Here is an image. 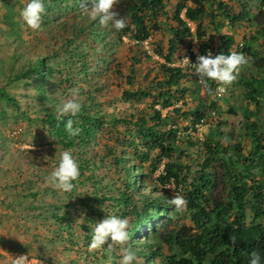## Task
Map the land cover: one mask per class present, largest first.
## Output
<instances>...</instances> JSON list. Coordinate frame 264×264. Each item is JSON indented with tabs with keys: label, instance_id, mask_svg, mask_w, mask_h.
Returning <instances> with one entry per match:
<instances>
[{
	"label": "trees",
	"instance_id": "obj_1",
	"mask_svg": "<svg viewBox=\"0 0 264 264\" xmlns=\"http://www.w3.org/2000/svg\"><path fill=\"white\" fill-rule=\"evenodd\" d=\"M5 1L6 28L0 26V32L6 40L23 46L27 39L21 30L26 24L15 4L19 0ZM94 2L98 0H45L43 19L51 14L52 19H59L57 26L70 35L51 51L44 49L42 44L48 43L40 39L31 53L14 48L9 55L7 83L23 82L38 89L40 108L31 119L47 128L52 157H43L31 177L20 180L21 190L0 199L7 207L13 203L16 209L27 211L28 217L41 218L43 223L54 221L56 238L69 240L72 245L82 244L86 257H92L88 264L108 263L110 237L105 248L89 251V225L108 215L129 220V244L137 251L138 264H249L252 250L260 252L264 264V57L258 55L255 46H261L259 40L264 36V0H240L242 9L238 12L225 0H178L171 14L167 10L171 0H117L115 10L128 18L127 27L120 31L90 18L85 8L90 10ZM62 14L66 15L64 20L60 19ZM241 23L249 28L242 46L236 44L233 33L222 31L226 24L234 29ZM210 26L215 30L213 35ZM88 37L97 42L93 52L84 47ZM216 37L219 41L212 45ZM125 38L129 39L135 62L127 77L130 87L121 95L126 102L154 98L153 104L122 117L104 109L93 88L82 89L84 107L78 117L82 132L69 136L63 123L58 125L53 105L75 86L72 74L76 69L86 79L90 57L105 63L114 56V62L117 47L125 43ZM195 39L201 40L200 55L236 51L249 59L223 97L209 95L196 74L190 78L195 73L190 64H175L186 56L191 64L197 63L191 45ZM146 41L153 54L145 49ZM183 46L187 50L180 53ZM142 60L156 64L138 67ZM121 66L117 61L119 73ZM210 83L214 90L217 85ZM0 101L21 109L17 97L3 86ZM190 101L196 105L189 107ZM164 109H168L165 115ZM5 114L6 110L1 109L0 117ZM26 114L22 112L28 118ZM239 114L242 120L228 128L229 118ZM208 122L209 131L202 139L198 127ZM121 123L128 132L121 138V146L105 140L101 145L105 152L99 153L96 141L102 132L108 131L117 140ZM68 149L78 160L80 177L76 189L61 193L44 184L58 163L59 153ZM162 164L163 169L155 177ZM167 185L187 199L184 212L176 213L167 204L166 200L174 195ZM10 194L15 197L7 202ZM47 196L52 199L47 200ZM78 219L80 222L75 224ZM139 232L145 240L138 239ZM233 234L237 237L235 244L230 240ZM119 259L117 246L112 264Z\"/></svg>",
	"mask_w": 264,
	"mask_h": 264
},
{
	"label": "rangeland",
	"instance_id": "obj_2",
	"mask_svg": "<svg viewBox=\"0 0 264 264\" xmlns=\"http://www.w3.org/2000/svg\"><path fill=\"white\" fill-rule=\"evenodd\" d=\"M177 1L178 0H171L170 3H167L169 14L174 12V5ZM225 1H229L237 12L242 9L240 0ZM5 2V0H0V26L4 29L6 26L3 22V15L7 10ZM27 2L28 0H19L15 4H17L16 7L21 11ZM49 17V19L45 18L42 20V24L45 22V28L42 31L32 30L31 28L28 29V26L24 25L21 32L27 41L23 46H19L18 42L12 39L6 40L4 34L0 32V87H6L10 93H13L17 97L21 104V109H17L8 105L6 102L0 101V110H6V114L0 117V198L4 196V194H9L15 190H21L22 186L19 183L20 180H27L31 177V171L34 167H39V164L43 162V157H52L51 153L48 152L51 147L48 141L51 138L49 137L47 128H44L42 122L37 123L31 119L38 114L40 108L39 98L37 96L38 89L33 85H25L23 82L7 83V78L10 73L8 67L9 55L13 53L14 48L31 53L30 51L33 50L37 42L42 39L46 40L50 45V48L47 49L46 47L48 44H42L44 49L51 51L54 46V48H58L64 42L65 36L68 37L70 35L68 30H64V28L57 26L59 19H52L51 14H49ZM65 18V14L60 15V19L64 20ZM208 28L213 35V32H215L213 26ZM222 31L224 33H233L236 39L240 41L243 35L248 34L249 28L243 23H241L240 27L234 29L229 24H226L222 28ZM55 35H63V37L56 38ZM215 40L216 41L212 45H215L216 42L219 41L217 37ZM200 41L201 40L195 39L191 44L192 49L197 55H200ZM93 46H97V42L93 41V38L88 37L84 47L90 50V52H93ZM144 47L152 53L151 44L148 41L145 42ZM101 49H104V46H101ZM186 50L187 49L183 46L180 49V53H185ZM115 55L118 57L114 62H111L114 56H110L105 63L102 61L100 63L94 62V58L90 57L88 63L90 67L89 77L86 76V79H82L83 75L78 74L77 69L73 72L72 77L76 82L75 86L79 85L81 90L93 88L95 95L100 102H102V107L104 109L125 117L127 113L134 112L138 108L150 107L153 104L154 98L134 100L131 102H126L123 99L121 93L123 89L130 87L127 77L132 68L131 65H134L135 62L132 59L133 53L129 49L128 38H125V43L117 47ZM153 57L163 61V59L161 60L156 55ZM186 57L189 59V56ZM183 59L178 61L177 64L185 65ZM117 61L122 63L121 73L117 72ZM152 64L156 63L153 61L146 63V60H142V63L138 62V67H150ZM154 70L156 71V69ZM189 76L193 78L195 73L192 72ZM101 85H105L103 90H95V87H101ZM204 95L205 91L202 89L201 96ZM195 105L196 103L192 101L188 104L189 107ZM226 105L227 104L224 103L223 107H226ZM156 107L160 108L161 104H157ZM167 110L168 109H164V115L167 113ZM23 111L27 113L26 115L28 118L22 115ZM241 120V114L231 119L229 118V125L227 127L230 128L229 126L237 124ZM185 124H187V122H185ZM210 125L211 124L208 122L206 125L198 127V136L200 138L204 139L206 137ZM169 126L170 125H167L166 128H169ZM118 127L120 128V132L117 134L119 138L117 140L116 136L114 135L111 137L108 131L102 132V137L96 141V148L99 153H101V151L102 153L105 152V150H101V145L105 140L108 144L114 143L117 146H121L122 143L120 140L128 134V132L125 131L123 123L119 124ZM163 166L164 164L161 165L160 169L154 175L155 177L159 175ZM45 167L46 165L44 164L43 168ZM6 169H10L9 172H5ZM118 176L119 174L116 173L115 177ZM44 186H48V184L45 183ZM167 188L171 191H175L172 185H167ZM80 192L82 193V191ZM14 197L15 194H10L7 202H11ZM51 199V196H47V200ZM15 207L13 203L7 207V203L0 199V249L2 250L0 252V264H12L13 258L21 255H28L32 264H88L87 261L92 259L91 256L86 257L82 244L72 245L69 240L57 239V225L54 221L43 223L41 218L28 217L26 216L28 215L27 211L18 210ZM76 216L79 217L78 214H76ZM63 234L66 235L67 233L63 232ZM138 237V239H146L145 235L140 232ZM81 241L82 240H80V242Z\"/></svg>",
	"mask_w": 264,
	"mask_h": 264
},
{
	"label": "clouds",
	"instance_id": "obj_3",
	"mask_svg": "<svg viewBox=\"0 0 264 264\" xmlns=\"http://www.w3.org/2000/svg\"><path fill=\"white\" fill-rule=\"evenodd\" d=\"M117 0H98L94 2L91 9L87 12L92 20L99 21L101 26H111L117 31L123 30L128 25V18L122 16L115 10ZM45 0H28L26 5L20 12L23 22L32 30H41L43 16L46 14ZM193 24V23H192ZM194 25V24H193ZM195 30V25H194ZM243 39V38H242ZM243 40L236 44L243 45ZM258 48V55L264 57V36H261ZM196 53V52H195ZM197 63L191 64L190 60L185 57L183 63L194 69L195 74L199 77V84L208 90L209 95L213 98L223 97L232 84L235 83L244 67L249 63V59L243 54L231 51L229 54H219L213 56L209 51L207 55H197ZM176 65H181L175 63ZM246 75H250V71L246 70ZM214 82L217 87L213 90L211 83ZM58 125L63 123L65 131L71 137L79 136L82 128L79 126V115L82 113L84 104L81 96V87L79 85L68 89L67 97L62 99L58 104L53 105ZM48 157H45L47 159ZM80 177L79 163L74 157L70 149L59 153L58 163L54 166L51 173L46 178V183L54 190L67 193L72 192L77 187ZM170 207L174 208V212L181 213L187 209L188 201L180 194L174 191L172 198L166 200ZM103 206L102 210H104ZM80 220L76 221L78 224ZM91 227V242L89 251H95L105 248L104 245L111 238L106 252L108 254V264H112V254L116 251L117 246L120 249V259L116 264H138V254L130 244V223L127 218H121L117 215H108L102 221L95 223ZM236 235L230 236L233 244L236 243ZM249 264H262V256L258 250H252L249 254ZM12 264H32L28 255H21L13 258Z\"/></svg>",
	"mask_w": 264,
	"mask_h": 264
},
{
	"label": "built area",
	"instance_id": "obj_4",
	"mask_svg": "<svg viewBox=\"0 0 264 264\" xmlns=\"http://www.w3.org/2000/svg\"><path fill=\"white\" fill-rule=\"evenodd\" d=\"M189 25L192 27V30H194V25L191 22H189Z\"/></svg>",
	"mask_w": 264,
	"mask_h": 264
},
{
	"label": "crops",
	"instance_id": "obj_5",
	"mask_svg": "<svg viewBox=\"0 0 264 264\" xmlns=\"http://www.w3.org/2000/svg\"><path fill=\"white\" fill-rule=\"evenodd\" d=\"M2 250L0 249V252H1Z\"/></svg>",
	"mask_w": 264,
	"mask_h": 264
}]
</instances>
